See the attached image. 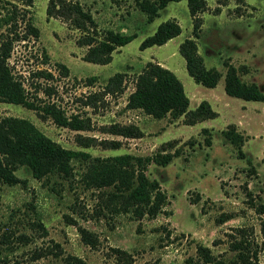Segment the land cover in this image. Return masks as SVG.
I'll list each match as a JSON object with an SVG mask.
<instances>
[{
    "label": "rangeland",
    "instance_id": "obj_1",
    "mask_svg": "<svg viewBox=\"0 0 264 264\" xmlns=\"http://www.w3.org/2000/svg\"><path fill=\"white\" fill-rule=\"evenodd\" d=\"M71 1L90 14L97 38L105 29L134 38L115 46L108 63L87 62L82 58L87 47L77 44L84 32L67 18L49 15V0H31L29 5L0 0V34L10 28L2 20L9 11L19 33L30 17L37 38L14 41L8 66L31 97L53 102L66 117L75 115L87 127L59 126L35 110L1 101L0 117L27 119L52 142L91 157L177 151L168 164L150 162L145 171L165 192L166 203L155 217L135 220L130 213L114 212L111 187L84 186L80 161L72 162L69 179L51 175L37 180L19 166L14 173L24 183L0 184V264H200L197 244L226 262L239 240L249 255L254 253L256 264H264V213L257 212L264 203V103L226 95L222 76L212 88L195 83L178 51L185 38H193L206 67L223 74L225 64H231L243 82L264 92V0H205L197 38L184 0L168 2L150 22L136 0ZM166 20L176 22L180 32L161 45L140 48L142 39ZM146 62L174 73L188 109L205 100L216 117L187 125L182 115L155 119L127 108L134 78ZM57 64L65 66V74ZM37 70L51 76H38ZM117 72L123 73L122 92H100ZM92 93L98 96L84 104ZM114 124L136 126L141 136L114 134L109 130ZM228 124L244 137V158L221 135ZM202 128L208 129V146ZM109 141L119 145L112 147ZM78 227L93 233L94 246L81 240Z\"/></svg>",
    "mask_w": 264,
    "mask_h": 264
},
{
    "label": "trees",
    "instance_id": "obj_2",
    "mask_svg": "<svg viewBox=\"0 0 264 264\" xmlns=\"http://www.w3.org/2000/svg\"><path fill=\"white\" fill-rule=\"evenodd\" d=\"M180 0H136L139 10L145 15L148 22L152 21L158 12L168 2ZM189 15L192 18V36L198 37L200 18L198 13L206 8L205 0H184ZM29 5L31 0H25ZM8 10V9H7ZM49 15L67 18L75 27L84 34L77 39L78 45L86 46L83 60L95 64H106L111 59V52L115 46H121L134 38V34L105 29L97 38L93 19L90 14L82 9L77 1L49 0L47 7ZM11 14V15H10ZM13 11L4 17L3 23L10 28L0 34V101L20 105L26 109L35 110L41 116H47L63 127L74 130L86 128L87 125L77 116L66 117L62 110L53 102L38 101L31 97L11 68L8 66L12 43L25 40L27 36L37 38L38 30L31 23L30 17L25 19L24 31L19 33L14 29L16 22L11 20ZM180 32L178 24L172 20L159 23L154 32L142 39L140 48L161 45ZM178 51L184 60L186 73L195 83L212 88L219 78L223 77V91L226 95L246 101L264 103V92L253 83L243 82L237 69L231 64H225L224 73L215 67H206L202 57L198 54L193 38H185L178 46ZM62 74L66 73L64 65L57 64ZM38 76L50 77V73L37 70ZM123 73H114L107 79L103 94H119L122 92ZM48 93V91H45ZM98 93L86 97L88 104L95 99ZM125 106L129 109H139L152 118L160 119L165 116L178 118L183 116V122L193 125L205 119L216 117L217 113L211 109L207 101L201 100L192 110L188 109V98L184 93L181 82L169 69L154 63L146 62L134 78V88L128 94ZM114 134L123 137H139L140 130L133 125H112L109 129ZM202 133L207 134L203 141L210 145L208 129L202 128ZM222 137L235 149L238 158H244L241 146L244 137L239 133L234 124H228L221 131ZM112 147L119 145L118 141H109ZM177 151H157L152 155L135 156L131 154H118L106 157H91L83 151L65 149L49 140L32 122L24 118L12 116L0 117V184L15 185L24 183L14 171L19 166L26 167L31 176L37 180L47 179L57 175L62 179L72 176V162L80 161L84 169L80 178L87 188L100 189L111 187L113 191L109 197L114 202V212L130 213L133 219L142 217L153 218L162 211L166 203V194L155 179H149L146 174L147 165L152 162L159 166L168 164L176 156ZM249 162V160H246ZM257 212L264 213V203L257 205ZM38 227L42 228L40 223ZM81 240L94 246L96 238L90 231L77 228ZM196 255L200 264H256L254 253L249 255V249L242 240L234 241L231 250L234 256L228 261L217 259L211 254L208 247L197 244Z\"/></svg>",
    "mask_w": 264,
    "mask_h": 264
}]
</instances>
